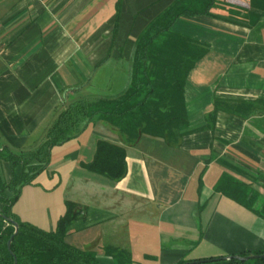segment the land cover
Here are the masks:
<instances>
[{
    "label": "crops",
    "instance_id": "0c3cea01",
    "mask_svg": "<svg viewBox=\"0 0 264 264\" xmlns=\"http://www.w3.org/2000/svg\"><path fill=\"white\" fill-rule=\"evenodd\" d=\"M174 1L0 0V188L13 173L8 153L36 149L69 104L124 94L137 38ZM151 51L149 74L191 66L186 132L174 143L147 134L129 143L95 116L51 149L12 211L53 231L75 204L65 242L100 264L264 252V12L251 0H215L208 15L177 19ZM101 141L125 151L119 181L84 168Z\"/></svg>",
    "mask_w": 264,
    "mask_h": 264
},
{
    "label": "trees",
    "instance_id": "16d2710c",
    "mask_svg": "<svg viewBox=\"0 0 264 264\" xmlns=\"http://www.w3.org/2000/svg\"><path fill=\"white\" fill-rule=\"evenodd\" d=\"M214 4L215 0H175L137 38L132 55L131 82L123 95L94 104L80 101L69 104L57 114L36 149L17 154L8 153L7 159L13 173L9 184L0 188V264H13L7 242L14 227L6 219H12L18 224V233L10 246L17 264H100L94 254L81 251L65 242L69 226L78 217L75 204L65 203V212L53 231H44L29 223L20 222L12 214V206L20 189L31 185L36 176L45 169L51 149L76 137L95 116L113 124L129 143H134L142 134L174 143L185 133L187 118L184 86L191 66L188 63L156 66V75L161 81L158 83L154 72L149 74L147 68L149 64H154L150 61L151 46L161 34L170 31L177 19L208 15ZM251 7L264 12V0H251ZM18 166L21 171L16 174L15 168ZM84 168L112 181H119L126 174L125 151L119 146L98 142L92 162L84 165ZM219 190L224 192L223 188ZM5 191L13 196H6ZM259 216L264 220V206ZM260 254L264 252H244L239 256ZM199 261L201 263L198 264H264V258L239 261L223 260L219 257Z\"/></svg>",
    "mask_w": 264,
    "mask_h": 264
},
{
    "label": "water",
    "instance_id": "95a60500",
    "mask_svg": "<svg viewBox=\"0 0 264 264\" xmlns=\"http://www.w3.org/2000/svg\"><path fill=\"white\" fill-rule=\"evenodd\" d=\"M4 218V217H3ZM6 221L8 223H11L12 226L14 227V232L11 235V237L9 238L8 242H7V249L10 252L11 256L13 257V264H17V260L14 256V254L11 252L10 250V246L12 243V240L14 238V236L18 233V224L13 221L12 219H6ZM257 258H264V254H260V255H249V256H239V255H231V256H227V257H222L221 259L223 260H231V259H235V260H239V261H248L251 259H257ZM206 261H210V260H206ZM201 263V261H195V262H190V263H184V264H198Z\"/></svg>",
    "mask_w": 264,
    "mask_h": 264
},
{
    "label": "rangeland",
    "instance_id": "374dc122",
    "mask_svg": "<svg viewBox=\"0 0 264 264\" xmlns=\"http://www.w3.org/2000/svg\"><path fill=\"white\" fill-rule=\"evenodd\" d=\"M150 65V64H149ZM148 68V67H147ZM152 73L154 72V78H155V80L158 82V83H160L161 81H160V79L157 77V75H156V72H157V70H158V68H155V66H152ZM26 186H28V185H26ZM25 187V186H24ZM23 188V187H22ZM21 188V189H22ZM21 189H20V191H21ZM20 191H19V193H20ZM12 194V193H11ZM20 196V194L18 195V197ZM16 202V201H15ZM15 204V203H14ZM13 204V205H14ZM12 208H13V206H12ZM11 211H12V209H11ZM12 214L15 216V214H14V212L12 211ZM16 217V219H18L20 222H23V221H21L17 216H15ZM25 223V222H24ZM224 257H226V256H224ZM222 258V257H221ZM116 261H117V256H116V259H115ZM194 262V261H193ZM190 263V262H189ZM123 264H130L128 261H126L125 263H123Z\"/></svg>",
    "mask_w": 264,
    "mask_h": 264
}]
</instances>
